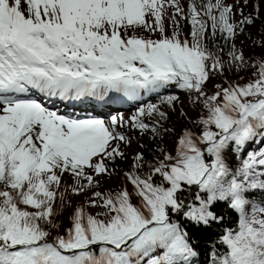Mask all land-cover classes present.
<instances>
[{"label":"snow or ice","instance_id":"6c2138e0","mask_svg":"<svg viewBox=\"0 0 264 264\" xmlns=\"http://www.w3.org/2000/svg\"><path fill=\"white\" fill-rule=\"evenodd\" d=\"M248 4L0 0V264H195L191 228L223 225L217 204L236 219L208 264H264V147L247 151L257 137L264 143V60L246 83L207 87L226 64L247 66L234 41L254 22ZM169 88L202 110L199 131L181 129L172 151L152 158L137 152L127 184L102 191L104 178L121 175L117 161L129 160L130 132L175 133L164 123L180 102ZM110 93L138 106L108 120L50 106ZM229 152L243 156L235 167ZM69 195L84 202L73 206ZM65 207L71 227L60 233Z\"/></svg>","mask_w":264,"mask_h":264},{"label":"trees","instance_id":"16d2710c","mask_svg":"<svg viewBox=\"0 0 264 264\" xmlns=\"http://www.w3.org/2000/svg\"><path fill=\"white\" fill-rule=\"evenodd\" d=\"M182 3V2H181ZM187 1H184L182 5L185 8V11H187L188 6ZM170 16V15H169ZM177 19L179 20L180 17L178 16ZM251 25H245V30L243 33H240L235 38V46L236 48L241 51L244 54L245 60L247 61V66L245 68H238L235 65L232 67H229L227 64L225 65V71L223 74H218L210 79L208 82V89L210 91H214V85L216 84H224V86H227V82H235V83H246L248 80L254 78V72H255V65L258 61L264 60V27H255V22ZM184 23V26H186V32H183L185 35H187L190 32V24L186 20H180V27ZM166 24H168V21H166ZM169 34H171V27L168 29ZM183 31V30H182ZM145 36L149 35L148 33H144ZM158 36V33L156 34ZM217 43L224 48V52L221 54L222 58L225 61L230 60V57L227 56L228 52V46L225 45L224 41L217 37ZM211 46V45H210ZM188 106L192 113V120L194 121L197 118L198 112H201L202 110L191 106V103L188 99ZM169 112V119L165 121V126L174 128L175 133H170L163 137L162 140H156L158 145L161 149L172 151L174 148V142L176 140L177 134L180 133L181 129L184 128H192L194 131H199V128L194 127L193 121L188 124L182 123L181 119L172 112V110H168ZM264 147V143L260 142V138L257 137V139L252 142L248 147L247 151H256L260 148ZM159 155L157 152H151L150 155L146 156L148 158H152L154 156ZM243 156L239 153H232L229 152L228 154V161L230 165L235 167L238 165L240 159H242ZM147 170V169H145ZM64 180L67 183H71V177L65 176ZM123 184H127L126 178L124 179H115L113 177L111 178H104L102 191L106 189H113L117 188ZM129 189H131V185H127ZM257 195H260V193H257ZM68 200L71 201L72 205L75 206L77 203H83L84 202V196H74L69 195L67 197ZM217 213L223 214L225 217L223 225L213 223L210 227H193L191 228L193 239L195 243L198 245V252L200 255L195 258V264H208L209 260V250L212 242L217 238V236L221 233L222 227H227L231 223H233L236 219V216L234 213L230 212L227 206L224 204H217L215 209ZM95 211V210H93ZM72 212V207H65L63 210L60 211V214L56 217L57 222L61 223V227L59 229L60 233H63L66 228L71 227V222L69 220V216ZM57 232L53 231L52 235H56Z\"/></svg>","mask_w":264,"mask_h":264},{"label":"rangeland","instance_id":"374dc122","mask_svg":"<svg viewBox=\"0 0 264 264\" xmlns=\"http://www.w3.org/2000/svg\"><path fill=\"white\" fill-rule=\"evenodd\" d=\"M184 1L189 2V0H181L183 3ZM226 3H234V0H226ZM259 4V12L254 11L253 4ZM251 13L254 17L255 27H264V0H249L248 6L245 8V14ZM172 9H169V15L171 16ZM178 17V16H177ZM176 17V18H177ZM236 20L242 19L239 13L236 14L234 17ZM181 29L183 32H186V26H184V23L181 25ZM176 94L180 98V102L177 104L175 111H172L174 114H176L182 121V123H191L192 120V113L188 106V98L186 93H184L182 90L176 89V88H169L165 91L164 94ZM120 94L117 93H110L108 97L105 98L103 101H97V100H89L86 101L84 104L81 102H63V101H56L54 104H51L50 106L58 107L62 112L67 113H75L79 116H97L100 118H103L105 120H108L110 116L112 115H118L123 114L125 118L129 117L138 106V102H130L121 99H117ZM110 97V98H109ZM150 99L155 102L156 96L153 95L150 97ZM147 102V101H145ZM182 111L186 113V115H182ZM97 113V114H96ZM96 114V115H95ZM132 135V144L130 147L126 149V152L128 153L129 160L127 162L117 161L118 164V171L121 172V175L119 176H112L115 179H124L122 173L124 171L129 170L130 165L132 163V157L140 151H143L145 156L150 155L151 152H157L160 153L161 148L156 142V140H152L149 138V136H140L136 133H131ZM142 146V147H141Z\"/></svg>","mask_w":264,"mask_h":264},{"label":"bare ground","instance_id":"6f19581e","mask_svg":"<svg viewBox=\"0 0 264 264\" xmlns=\"http://www.w3.org/2000/svg\"><path fill=\"white\" fill-rule=\"evenodd\" d=\"M109 98H110V97H109ZM85 103H86V102H84V104H85ZM56 104H57V101H56ZM56 104H54V105H56ZM96 114H97V113H96ZM96 114H95V115H96Z\"/></svg>","mask_w":264,"mask_h":264}]
</instances>
